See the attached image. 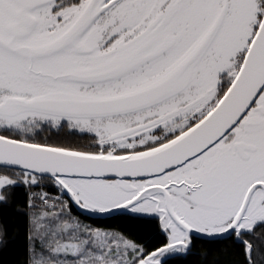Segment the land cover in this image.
I'll return each instance as SVG.
<instances>
[{"label": "snow or ice", "instance_id": "snow-or-ice-1", "mask_svg": "<svg viewBox=\"0 0 264 264\" xmlns=\"http://www.w3.org/2000/svg\"><path fill=\"white\" fill-rule=\"evenodd\" d=\"M0 264H264V0H0Z\"/></svg>", "mask_w": 264, "mask_h": 264}]
</instances>
